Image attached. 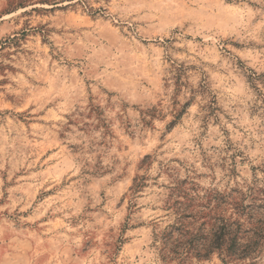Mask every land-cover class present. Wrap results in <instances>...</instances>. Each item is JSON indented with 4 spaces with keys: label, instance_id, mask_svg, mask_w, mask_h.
Segmentation results:
<instances>
[{
    "label": "rangeland",
    "instance_id": "rangeland-1",
    "mask_svg": "<svg viewBox=\"0 0 264 264\" xmlns=\"http://www.w3.org/2000/svg\"><path fill=\"white\" fill-rule=\"evenodd\" d=\"M217 216L264 221V0H0V264H264L170 252Z\"/></svg>",
    "mask_w": 264,
    "mask_h": 264
},
{
    "label": "trees",
    "instance_id": "trees-1",
    "mask_svg": "<svg viewBox=\"0 0 264 264\" xmlns=\"http://www.w3.org/2000/svg\"><path fill=\"white\" fill-rule=\"evenodd\" d=\"M236 211L240 216L244 214L245 209L236 208ZM180 218L179 227H171L165 236L173 246L170 252L174 256L180 251H186V253L197 252V256L208 258L213 253L219 252L229 260H242L254 253L264 242V221L261 220L251 223L253 227L243 231V225L237 220L225 219L223 216L210 217L202 223L203 226H208L206 231L197 230L192 234L189 230H184L186 221L185 218ZM249 218L251 220V217ZM175 232L177 235L180 234V238L174 237ZM199 233L202 235L198 236Z\"/></svg>",
    "mask_w": 264,
    "mask_h": 264
}]
</instances>
